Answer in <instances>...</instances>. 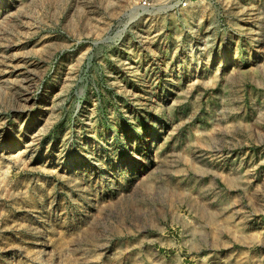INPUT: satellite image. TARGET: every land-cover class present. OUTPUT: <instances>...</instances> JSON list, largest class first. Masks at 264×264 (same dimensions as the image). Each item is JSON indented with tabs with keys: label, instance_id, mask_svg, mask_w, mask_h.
Instances as JSON below:
<instances>
[{
	"label": "rangeland",
	"instance_id": "374dc122",
	"mask_svg": "<svg viewBox=\"0 0 264 264\" xmlns=\"http://www.w3.org/2000/svg\"><path fill=\"white\" fill-rule=\"evenodd\" d=\"M0 228V264H264V0H0Z\"/></svg>",
	"mask_w": 264,
	"mask_h": 264
},
{
	"label": "built area",
	"instance_id": "2783aa9c",
	"mask_svg": "<svg viewBox=\"0 0 264 264\" xmlns=\"http://www.w3.org/2000/svg\"><path fill=\"white\" fill-rule=\"evenodd\" d=\"M183 6H185V4H183ZM1 229V228H0Z\"/></svg>",
	"mask_w": 264,
	"mask_h": 264
}]
</instances>
